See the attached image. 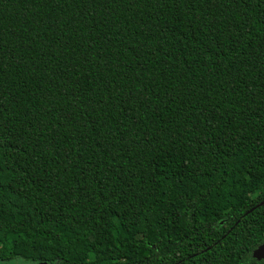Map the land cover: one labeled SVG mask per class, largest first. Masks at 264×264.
<instances>
[{"label": "trees", "instance_id": "trees-1", "mask_svg": "<svg viewBox=\"0 0 264 264\" xmlns=\"http://www.w3.org/2000/svg\"><path fill=\"white\" fill-rule=\"evenodd\" d=\"M264 0H0V262L264 264Z\"/></svg>", "mask_w": 264, "mask_h": 264}, {"label": "water", "instance_id": "water-1", "mask_svg": "<svg viewBox=\"0 0 264 264\" xmlns=\"http://www.w3.org/2000/svg\"><path fill=\"white\" fill-rule=\"evenodd\" d=\"M264 201L260 202V205L263 204ZM251 257L255 260H264V243L258 245L252 252Z\"/></svg>", "mask_w": 264, "mask_h": 264}, {"label": "rangeland", "instance_id": "rangeland-1", "mask_svg": "<svg viewBox=\"0 0 264 264\" xmlns=\"http://www.w3.org/2000/svg\"><path fill=\"white\" fill-rule=\"evenodd\" d=\"M0 264H6V263H4V262H0Z\"/></svg>", "mask_w": 264, "mask_h": 264}]
</instances>
